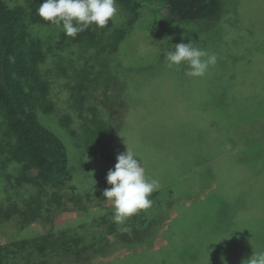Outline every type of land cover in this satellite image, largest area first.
I'll return each instance as SVG.
<instances>
[{
    "label": "trees",
    "instance_id": "16d2710c",
    "mask_svg": "<svg viewBox=\"0 0 264 264\" xmlns=\"http://www.w3.org/2000/svg\"><path fill=\"white\" fill-rule=\"evenodd\" d=\"M159 1L163 3L167 21L211 20V25H216L222 18L220 0ZM42 2L43 0H0V173L6 180L13 181L16 185L30 184L38 190L36 195L26 201V206L22 209L16 208L13 204H0V223L3 224V221L18 215L17 220L21 222V227L25 223L39 220L48 221L50 227L45 234L21 236L0 244V264H15L14 259L19 256L25 262L23 264H52L53 259L62 257L72 264H87L89 261L85 253L89 250L96 253L111 245L134 248L137 244H141L143 249H133L130 253L114 258L106 264H147L148 257L157 259L168 244L157 249L151 248V234L148 237L145 235L150 228L149 224L154 221H151L149 226L134 227L130 232H123L112 220V207L88 202L90 201L88 193L84 192L82 183L73 173L71 163L75 158H70L69 151L67 155L66 143L63 144L55 135L57 133L45 126L40 119L41 113H51L56 108L62 107L64 103L67 108L59 117V122L71 133H78L83 150L92 153L91 159L100 157L112 159L114 154L119 155L120 152H124L122 134H117V129L123 126L122 122L116 129L113 128L98 111L85 107V97L81 93L84 89H88L90 83H103L105 95L106 89L126 92L130 85H134L132 78L137 77L134 74L135 70L122 65V57L119 56V46L127 30L122 27L112 28L113 21L110 19L104 28L93 25L74 38L68 37L59 27L38 16L37 9ZM116 2L129 15L130 23L135 19L137 10L142 5L138 0H116ZM229 18L235 20L237 13L234 18L233 15ZM228 24L236 25L231 23V20ZM38 26L44 29L43 34L37 30ZM155 27L157 29L161 26L157 24ZM220 27L223 28V45L227 49V30L222 25ZM242 37L246 41H241L238 46L244 50L249 48L252 41L248 36ZM69 51L71 55L77 54L76 57L83 62L97 59L98 70L91 74L90 71L77 66L69 72L70 69L67 67L69 59L65 53ZM236 60L235 57L233 61ZM233 66L231 65V68ZM198 88L197 82L187 84V112L193 109L204 117L206 115L208 120L216 121L219 120L218 117L221 119L219 120L221 130H212L217 128L210 130L214 138L219 137L217 140L221 142L222 153L216 158L205 155L194 161L190 160L202 147L194 142L204 140L205 134L200 138L197 131L187 125V129L190 130L187 134V143L181 145L187 155V161L180 156L174 154L172 156L179 160L182 166L187 165V177L190 174L195 178L197 191L193 199L202 198L203 195L211 196L212 191L221 193L225 184L232 180L226 177L227 166L243 168L251 175H254V172L259 174L264 170V99L250 100L243 97L236 100L234 97L232 100L226 94L227 90H220V94H217V90L212 86L205 89L209 95H203L206 97L203 99L205 97L196 93ZM125 94L122 102L127 100V103H131L132 96ZM103 103L107 104L105 101ZM234 106L245 110L249 108L254 113L249 117L245 114H237L232 110ZM156 121L159 120L150 119L148 126L153 127ZM72 123L75 124L76 130ZM159 123L161 126L162 120ZM206 132H208L207 128ZM141 143L143 145L139 144L140 146L152 147L144 142ZM169 144L170 140L165 141L168 151ZM255 144H259L260 147V152L257 153L259 164L251 166L247 160L249 158L247 152ZM158 148L156 159L167 160L169 152L158 151ZM137 150L140 159H145L146 153H141L143 149L138 146ZM228 162L230 164H227ZM10 165L16 168L15 175L9 174ZM146 175L149 179L160 178L155 177L151 171H146ZM170 179L166 174L157 179L160 187L151 196L153 206L160 205L157 196L163 187L172 183ZM247 182V179L240 178L238 181L233 179L230 183L244 187V184L249 186ZM65 199L74 202L77 208L85 211V216H90L91 219L85 217L88 220L73 228L72 221L79 219H73L76 216L64 217L62 205ZM233 199L227 194L215 198L212 203L220 205L208 206L200 213V219L192 229L197 235V240H187L185 232H170L171 237L180 236L182 241L173 242L174 254L173 258H168V264H227V260L231 262V257L232 260L237 259L239 264H245L254 251L264 250V234L256 236L255 240L258 241L256 243L248 244L250 239L247 238L241 242L244 236H251V226L242 224L247 220H237L238 212L246 210V207L244 205L242 208L237 207L238 210L235 212V205L239 202ZM249 215L253 216L250 219L258 217L252 213L243 218ZM220 216L226 217L230 223L241 222L234 226H241L245 233L238 237L240 231H236V235L231 239L223 235L214 242L201 240L208 245L212 255L207 257L205 262L195 261L192 252L195 250V242L203 236L202 229ZM258 218L264 221V217ZM131 219L142 220V211ZM82 226L87 233L86 238L78 232L79 227ZM257 227L259 232L264 229V223L257 224ZM109 235H114V243H110L107 238ZM222 251L226 261L216 258V255H219L217 252ZM32 254L33 259H31ZM93 264L102 263L97 261Z\"/></svg>",
    "mask_w": 264,
    "mask_h": 264
},
{
    "label": "rangeland",
    "instance_id": "374dc122",
    "mask_svg": "<svg viewBox=\"0 0 264 264\" xmlns=\"http://www.w3.org/2000/svg\"><path fill=\"white\" fill-rule=\"evenodd\" d=\"M138 1L142 2V5L138 8L136 17L131 23L129 22V15L118 2H116L117 13L112 18V28L122 27L127 30L119 46V56L122 57V65L129 66L133 71L135 70L134 74L137 77L132 78L134 85H130L126 92H115L106 89L105 95L103 83H90L88 89H84L81 93L85 97V107L88 109L94 108L113 128L116 129L119 123L122 122L123 126L117 129V134H122L124 152L128 147L140 158L137 153V147L139 146L140 149H143L141 153H146V156L143 154L145 159H141L146 171H151L155 177L162 178L166 174L171 178L170 182L172 183L168 182L170 185L166 186V189L163 187L157 196L160 205L158 207L152 205L151 208L142 211L143 219H146V221L129 218L124 226L143 228L150 225L145 237L151 234V248L157 249L165 246L166 243L169 245L167 244L165 251L160 253L157 259L153 260L152 257H148L147 264H168V258H173L172 255L174 254L173 242L182 241L180 236L171 237L170 232H185L187 233V240H197V235L192 229L198 223L200 213L208 206H219L220 204L214 205L212 202L215 198H221V196L227 194L231 199L234 198L233 200L239 202L235 203V212L238 210L237 207L242 208L243 205L246 207V210L238 212L239 218L237 220H247L242 224L251 226V236H244L241 242H244L247 238L250 239L248 244L256 243L258 242L255 240L256 236L264 234V229L257 232V224L264 223L258 218L264 217V170L259 174L254 172V175H251L248 170H243V168L227 166L226 177L228 176L235 181L240 180V178L247 179L248 182L250 181V184L246 183L249 186L245 184L244 187L239 186V184L234 185L230 183L232 180H229V183L227 182L224 188L221 189V193L212 191L211 196L203 195L202 198L193 199L195 197L194 193L197 191L195 178L190 174L187 177V165L182 166L181 162L173 158L172 154L187 161V155L181 148L183 143H187V134L190 132L187 125L197 131L200 138L205 134L204 140L194 142V144L202 147L197 151V155H193L190 160L194 161V159L205 155L216 158L222 153L221 142L217 140L219 137L214 138L210 130V128H217L212 129L213 131L221 130L219 129L221 127L219 120L221 121V119L218 117L219 120L216 121L208 120L206 115L204 117L193 109L187 112V84H190V82L198 83L199 88L196 93L202 97H205L203 95H209V92L205 89L212 86L217 90V94H220V90H227L226 94L232 100L234 97L236 100L243 97L250 100L264 99V0H220L222 23L217 21L216 25H211V20L167 21L166 11L161 1ZM236 13L237 18L235 20L229 18L231 15L234 18ZM229 20H231V23H236V25H229ZM157 24L161 27L156 29ZM221 25L227 30V49L223 45V28L220 27ZM37 30L41 34L44 33L42 27L38 26ZM243 35L250 37L252 41L249 48H244V50L238 46L241 41H246L242 37ZM189 41L196 42V45L206 50L209 55L217 57L216 64L211 66L203 77L193 78L187 76L185 74L188 67L186 63L179 68H169L164 59L163 52L165 49L174 50L176 44L188 43ZM65 53H67L69 59L67 65L70 69L69 72L77 66L90 71L91 74L98 70L97 59L83 62L79 60V57H76L77 54L76 56L75 54L71 55V51ZM235 57L237 60L233 61ZM231 65L235 67L231 68ZM124 92L132 96L131 103H127V100L122 102V97L126 95ZM203 99H206V97ZM103 101L107 104H104ZM66 108L67 105L62 103V107L56 108L51 113H41V122L58 134L54 133L63 144L66 143L67 155L69 151L70 158L76 159L71 160V166L74 169L73 173L76 179L83 185L81 186L82 189L89 195L90 201L88 202L112 207L111 201L105 200L103 191L111 187L107 183L106 176L110 169H114L118 155L114 154L112 159H104L103 157L91 159L92 153L83 150L78 133H71L59 122V117L65 112ZM232 110L237 114H245L248 117L254 113L249 108L245 110L236 106ZM152 118L159 121H156V125L153 127H149L148 123ZM161 120L163 124L160 126L159 122ZM71 125L76 130L75 124L72 123ZM206 128L208 132H206ZM167 140H170L169 151L165 145ZM141 142L152 147L140 146L143 145ZM116 144L118 148L119 145L117 142ZM157 147H159L158 151L165 150L169 152L170 155L167 160L158 161L156 159ZM204 147H207V149ZM259 148V144H255L247 152L249 157L247 160L251 166L259 164L257 161ZM153 158L155 159L153 160ZM240 171L242 172L240 173ZM8 172L10 175H15L16 168L10 165ZM37 193L38 190L34 185H16L13 181L6 180L0 173V204H13L16 208L22 209L26 206V201ZM193 200L195 201L193 202ZM62 207L64 217L76 216L73 219H79L72 221L73 228H76L75 225H81V222L84 223L86 220L91 219L90 216H85V211H81V208H77L75 203L68 199H65ZM252 213L258 217L250 219L253 216L249 215L243 218ZM17 216L13 215L12 218L3 221V224L0 223V244L21 236L45 234L50 227L49 222L46 220L28 222L21 227V222L17 220ZM215 219L202 229L203 236H200L199 240L195 242V250L192 252L195 261L205 262L206 258L212 255L208 245L201 240L214 242L221 239L223 235L227 239H231L233 235H236V231H240L238 237L245 233L241 226H234L241 224V222L230 223L223 216ZM142 221H144L143 224L140 223ZM151 221L154 222L149 224ZM78 230L85 238L87 237L83 226L79 227ZM107 238L110 243H114V235H109ZM137 248L143 249L141 244H137L134 248L111 245L96 253L89 250L85 253L89 261L87 264H93L97 261L106 264L112 259L128 254ZM217 253L219 254L216 255L217 259L226 261L224 251ZM31 259H33V254ZM65 259L64 257L55 258L52 264H72ZM230 259L231 262L229 263L227 260V264H239L237 259L232 260V257ZM14 263L23 264L25 262L19 256L15 257Z\"/></svg>",
    "mask_w": 264,
    "mask_h": 264
},
{
    "label": "clouds",
    "instance_id": "9594fccd",
    "mask_svg": "<svg viewBox=\"0 0 264 264\" xmlns=\"http://www.w3.org/2000/svg\"><path fill=\"white\" fill-rule=\"evenodd\" d=\"M116 13V0H43L37 9L41 19L72 38L93 25L104 28ZM163 55L169 68H179L186 63L185 74L193 78L203 77L217 62L215 55H209L192 41L178 43L174 50L165 49ZM116 159L114 169L106 176L111 187L103 191V196L111 201L113 222L124 226L129 218L152 207L151 196L160 183L147 177L141 159L128 147ZM120 230L130 232L131 228L124 226ZM245 264H264V250L254 251Z\"/></svg>",
    "mask_w": 264,
    "mask_h": 264
}]
</instances>
